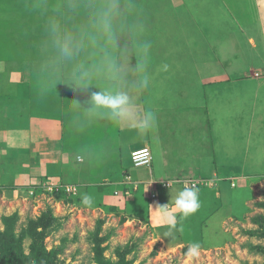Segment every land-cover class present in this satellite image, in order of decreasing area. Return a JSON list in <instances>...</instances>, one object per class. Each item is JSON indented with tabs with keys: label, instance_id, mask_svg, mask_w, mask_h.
<instances>
[{
	"label": "rangeland",
	"instance_id": "obj_1",
	"mask_svg": "<svg viewBox=\"0 0 264 264\" xmlns=\"http://www.w3.org/2000/svg\"><path fill=\"white\" fill-rule=\"evenodd\" d=\"M109 7L112 38L104 40L97 19ZM66 42L70 55L61 51ZM263 42L264 0H0V264H8L9 239L21 241L26 256L35 243L58 251L56 264H118L124 253L128 264H264V209L257 206L264 202ZM39 76L41 87L61 91L59 115L70 98H81L79 117L101 123L88 142L109 145L108 155L91 158L97 182L120 167L137 181L152 178L149 201H140L146 182L131 179L126 189L110 181L87 194L91 206L51 174L30 185L24 141L31 103L26 93L11 94ZM98 91L126 93L138 117L152 113L153 126L140 134L133 118L117 122L93 111L90 95ZM133 146L148 150L149 167L129 162ZM223 174L235 186L218 180ZM186 182L197 184L199 211L170 230L156 227L163 219L149 213L152 204L170 208ZM105 195L116 204L101 202ZM48 209L55 221L37 229L46 237H31L29 222ZM193 242L196 255L188 252Z\"/></svg>",
	"mask_w": 264,
	"mask_h": 264
},
{
	"label": "crops",
	"instance_id": "obj_2",
	"mask_svg": "<svg viewBox=\"0 0 264 264\" xmlns=\"http://www.w3.org/2000/svg\"><path fill=\"white\" fill-rule=\"evenodd\" d=\"M263 44L259 43L260 46ZM261 48L264 49L263 46ZM250 80L251 81L248 84L254 83L253 78ZM256 80H259V79H256ZM26 81L27 80H24V79L21 80L19 82L21 84L16 85L15 88L17 89V91L20 90L19 91L20 94L26 93L29 96L28 102L30 101L31 103V106L29 107V109L25 110V115H26L27 122H28V133H27L28 135L24 141L26 143L24 144L26 152L29 153V157L27 159L28 163L25 161V167L29 166L28 176L30 177V180H31L30 185L35 183V181L37 180L38 181L42 180L45 176L50 177V174H51L52 177L56 178L57 180L64 183L65 185H75L78 189V192L80 191L79 192L80 195L81 193H85V195H87L93 192H102L101 191L102 187L104 185H108L107 183H110V181L120 184V180H121L123 184H126L125 187L123 185L124 189H126L129 187V184L126 183L125 180L131 179L134 183H137V182L145 183L146 182L143 187H140L141 188L140 189L141 190V196H140L141 200L140 201L146 202L145 199L149 201V199L146 196L147 195L146 193L151 191V187L148 185L152 181H154L152 178L148 179V181H143V180L137 181L131 178V176L129 177L128 174H125L126 172L123 171L122 168L120 167V169H117L116 175L112 176L113 179L108 180V176L104 175V176H101L103 178L98 180L97 182L96 177L94 175L95 174L94 170L96 167L92 165L93 161L96 159H94L91 162V158H93L94 156H97L98 158H100L101 155L103 156L108 155L109 145L105 144V142L102 143V141H99L98 146L93 147L94 143L90 142L88 144V142L90 139L93 140L92 137L95 135V132L99 130L98 128L101 127V123L99 126L96 122L89 124L90 123L89 120H87V123L85 124H83L82 121L81 122L76 121L75 122L76 125L80 126L81 124L84 126V128L82 130L76 129L77 126L74 123V128L77 130V132L73 130L71 132L72 135H70V133L67 135H63L64 124H62L61 122V119H62L61 111H60V115L57 111L58 105H61V100H63L61 95L54 96V95L43 94L42 93L43 87H46V84L41 87L39 85V81L35 83L30 82L29 84H27ZM22 82L24 84L29 85V87H26V85H22L23 84ZM245 84L247 85V83ZM234 88H237V87H234ZM23 101L25 102L27 100H23ZM70 119L71 118H69V120ZM70 123H73V122H70ZM102 126H105V124H103ZM91 132H94V133L91 134ZM117 133H118L117 138L121 139L123 136L122 128H119L117 130ZM105 136L107 137V135ZM85 138H87L88 140H86ZM1 143L3 144L2 141ZM7 144L10 145V142H8ZM12 144H15V142H13ZM20 144H17L15 146L21 147ZM85 145L87 147L82 149L81 146L84 147ZM133 148H138V146H133L131 150H129L128 148L130 154L132 153L131 151ZM11 150L16 152L15 148ZM129 153L127 151V154ZM48 166H49V169H46L48 168ZM120 171H123V172H120ZM232 177L233 176H231L230 178L227 177L226 179L230 180L232 183V180H233ZM218 180H222V179H220L219 177ZM232 184L235 186V182H233ZM114 185L116 184H112L111 186H114ZM96 187H98L99 191L96 190L97 189ZM108 190H110V188H108L106 191ZM117 192H118L117 189H114L113 194L118 196ZM106 196L107 195H105L102 198L101 202H103L104 204H110L108 203L110 201L111 203L116 204V201H117L116 197H113L111 195H110L111 197H106ZM151 202L152 201H150L149 203L147 202L149 207L151 206ZM152 205H154L152 206V208L155 210V208L157 207L156 203H153ZM153 212L154 211H151L149 213L152 215ZM169 214L175 215L176 219L180 218V215L176 213L172 207L169 208ZM161 219L163 220L160 223L159 222L154 223L155 221L154 220L153 221L154 225L159 228L163 227V228H167L170 230V227H172V225H170L167 222L165 217L162 216ZM161 223H163L162 226H160ZM160 232L161 231L159 230H155V233H158L157 235L161 239Z\"/></svg>",
	"mask_w": 264,
	"mask_h": 264
},
{
	"label": "clouds",
	"instance_id": "obj_3",
	"mask_svg": "<svg viewBox=\"0 0 264 264\" xmlns=\"http://www.w3.org/2000/svg\"><path fill=\"white\" fill-rule=\"evenodd\" d=\"M113 15V10L111 7L107 8L98 14L97 19V29L99 33V38L104 40H111L112 38V25L111 16ZM71 37H66V41H70ZM95 43V40L93 41ZM150 45L146 43L144 45L145 52L148 50ZM61 51L64 55L71 54V48L66 42L61 45ZM143 87L148 86L147 77L142 81ZM90 107L93 111L103 110L105 114L113 118V120L120 122L125 119L133 118L134 127L140 132V134H145L152 126L154 117L151 112H145L142 117H138L135 110L129 104V96L124 92H111V91H98L92 92L89 100ZM152 200L155 198L152 195ZM82 203L91 206L93 203V198L89 195L83 197ZM171 207L178 213L182 218H187L189 216L197 213L201 207V200L199 195V189L195 187H186L176 192V195L171 200ZM159 215L166 218L170 225H175L176 216L169 214V203L157 206L155 210ZM165 235H170V233H165ZM200 249V244L198 242H193L188 247V252L190 255L198 254Z\"/></svg>",
	"mask_w": 264,
	"mask_h": 264
},
{
	"label": "trees",
	"instance_id": "obj_4",
	"mask_svg": "<svg viewBox=\"0 0 264 264\" xmlns=\"http://www.w3.org/2000/svg\"><path fill=\"white\" fill-rule=\"evenodd\" d=\"M32 82H38L40 80H42V77H36V78H32ZM46 80V79H45ZM47 82V81H46ZM20 91V90H19ZM19 91H12L13 94L11 95H17L20 94ZM38 91V90H37ZM61 91L56 90L53 91L52 88L50 87V85H46V87H43V94H48V95H62L60 94ZM39 93V92H38ZM76 97H78V99L80 98L78 95H76ZM3 101V100H2ZM82 99L80 98L79 100L77 99H73L70 98L67 104H63V111L61 113L62 119L61 122L62 124H64V133L63 135H67L75 130V132H77L76 129L82 130L84 128L83 125L80 124V126L76 125V121H82L83 124L87 123V119L86 117H79L80 115L78 114L79 111H76V105H80L83 102H81ZM9 102V101H6ZM84 112V111H83ZM82 113V112H81ZM69 118H71L69 120ZM73 122V123H70ZM74 123L75 125L78 127H76V129L74 128ZM73 143V141H72ZM129 156V162L132 163L131 161V157L130 154ZM133 165V163H132ZM229 176V174H223L222 176L219 175L220 179L222 180H226V178ZM259 208L264 209V202L263 203H259L257 205ZM261 218V217H260ZM12 217L8 218V219H4L6 221L7 226H9V222L12 221ZM262 220H264V218H261ZM54 217L52 216L51 210H47L46 213L44 215H42L41 217H39L37 220L35 221H30L29 222V228H28V233L30 234L31 237L33 238H44L46 237L45 232L38 234L37 233V229L39 227L44 228L45 230L47 228H49L52 223L54 222ZM102 222H99L98 226H97V232H99L100 230V226H101ZM96 232V231H95ZM97 232L95 233L94 237L96 238L97 236ZM99 243L102 242V240L98 241ZM38 246L37 249H34V247ZM41 244L35 243L34 247H32L34 249L33 253L31 256H26L23 254L22 249H21V241H14L13 239H9V242H7L5 244V255L3 257V262L8 263V264H56V258L58 256V251L56 250H51L48 253H45L44 248L42 249ZM126 251H129V249L126 248ZM102 251L101 249L98 248L97 253L100 254ZM125 255L126 253H124V255L120 258V261L118 264H128L125 261ZM2 262V263H3Z\"/></svg>",
	"mask_w": 264,
	"mask_h": 264
},
{
	"label": "built area",
	"instance_id": "obj_5",
	"mask_svg": "<svg viewBox=\"0 0 264 264\" xmlns=\"http://www.w3.org/2000/svg\"><path fill=\"white\" fill-rule=\"evenodd\" d=\"M131 161L133 163L134 167H149L151 164V156L150 153L148 152L147 149H141L135 152L131 153ZM164 188H169V186H171V184H163ZM197 184H195L194 182L192 183L191 186H189L186 183H183V187H195L196 188ZM153 197V196H152Z\"/></svg>",
	"mask_w": 264,
	"mask_h": 264
}]
</instances>
